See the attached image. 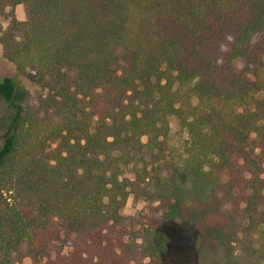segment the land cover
Wrapping results in <instances>:
<instances>
[{
  "label": "trees",
  "instance_id": "obj_1",
  "mask_svg": "<svg viewBox=\"0 0 264 264\" xmlns=\"http://www.w3.org/2000/svg\"><path fill=\"white\" fill-rule=\"evenodd\" d=\"M7 3L28 18L12 20L6 57L47 90L39 106L54 120L35 103L14 108L16 82L0 78L12 126L0 141V264L22 246L42 264L55 238L49 264L135 262L121 214L131 196L158 204L137 251L146 264H166L179 223L210 264H264V0ZM120 49L129 63L116 75ZM171 118L184 134L176 160Z\"/></svg>",
  "mask_w": 264,
  "mask_h": 264
},
{
  "label": "rangeland",
  "instance_id": "obj_2",
  "mask_svg": "<svg viewBox=\"0 0 264 264\" xmlns=\"http://www.w3.org/2000/svg\"><path fill=\"white\" fill-rule=\"evenodd\" d=\"M28 18V9L25 4L17 5L14 8L10 7L7 0H0V78L11 77L16 82V97L13 102L14 108L27 107L30 104L39 106L40 102L46 98L48 92L46 89L39 87L34 82L28 79L25 75L17 72L14 66L8 61L6 57V42L7 39L17 40L18 35L10 31V24L12 20L22 22ZM129 63L128 55L123 50L117 51V61L112 67L114 74L121 75L125 71ZM238 71L244 68L243 63L238 61L236 63ZM39 102V103H38ZM38 116L42 120H54L52 109L48 107L39 106L37 109ZM2 114L0 111V141L12 129V126L6 127L3 123ZM168 131L166 136L165 153L168 157H173L176 160L180 154V145L184 139V134L181 132L179 126L174 119L168 120ZM145 142V138L142 139ZM161 166V165H160ZM169 163L164 167H159L168 170ZM158 204L136 200L132 196L127 199L124 208L121 211L122 216L131 225L129 229L128 238L126 242L138 253V256L132 263L129 264H146L147 258L139 254L138 249L142 244L144 234L153 224L160 221V217L156 216L153 207ZM159 215L162 210H158ZM196 233L191 230L187 223H179L171 232L170 239L166 243L165 259L166 264H210V253L207 248L201 249L202 245L197 244ZM63 247L62 239L55 238L47 243L46 255L40 260L42 264H49V259L54 257V254L59 252ZM235 248V254L241 257L240 251ZM14 258L11 264H36L34 258L28 253L25 246L20 248L19 254ZM248 264H253L247 262Z\"/></svg>",
  "mask_w": 264,
  "mask_h": 264
}]
</instances>
